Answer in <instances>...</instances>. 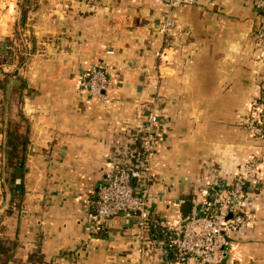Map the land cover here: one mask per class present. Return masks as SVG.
Here are the masks:
<instances>
[{"label":"crops","instance_id":"1","mask_svg":"<svg viewBox=\"0 0 264 264\" xmlns=\"http://www.w3.org/2000/svg\"><path fill=\"white\" fill-rule=\"evenodd\" d=\"M176 19L170 33L159 26ZM28 31L30 54L2 62L7 40ZM264 10L255 0H0V231L17 237L21 257L39 243L44 264H152L139 257L133 218L116 215L97 233L87 214L109 161L130 164L144 115H157L148 208L175 222L194 210L208 185L251 157L245 221L230 231L221 264H264V137L245 126L248 104L264 89L254 46ZM21 26V27H22ZM169 44L167 62L155 52ZM20 52V50L18 51ZM108 68L104 97L78 90L89 66ZM19 122L29 143L20 207L9 204L5 141ZM12 209L4 212L5 207ZM2 214V215H1ZM169 264H193L172 260Z\"/></svg>","mask_w":264,"mask_h":264},{"label":"built area","instance_id":"2","mask_svg":"<svg viewBox=\"0 0 264 264\" xmlns=\"http://www.w3.org/2000/svg\"><path fill=\"white\" fill-rule=\"evenodd\" d=\"M164 1L175 7L197 0ZM255 7L263 11L264 0H255ZM175 25L176 19L166 17L159 31L170 33ZM254 46L257 50L255 58L264 63V23L257 28ZM155 54L159 64L167 62L169 44ZM111 81L108 68L102 63H94L80 78L78 90L91 96L104 97ZM156 122L154 111L144 115L140 132L135 135L139 145L133 151V160L129 165L116 161L106 164L93 207L87 214L90 230L97 233L109 218L127 215L134 220L132 236L137 242L139 257L148 255V245L160 246L162 253L152 264H169L172 260L221 264L228 252L230 231L245 221L243 208L248 181L256 175L260 161L251 157L228 180L220 178L211 182L204 198L193 199L194 210L190 215L180 217L175 222L157 221L152 218L148 208V181L152 175ZM245 126L255 135L264 137V89L260 97L248 104Z\"/></svg>","mask_w":264,"mask_h":264},{"label":"trees","instance_id":"3","mask_svg":"<svg viewBox=\"0 0 264 264\" xmlns=\"http://www.w3.org/2000/svg\"><path fill=\"white\" fill-rule=\"evenodd\" d=\"M20 61L26 60L22 55H18ZM29 139L26 133L20 131L19 122H8L5 141L6 166L12 185L9 186L10 198L9 204L20 207L21 199L24 193V184L22 180L16 182V167L24 166V157L27 151ZM7 212L12 209L7 207ZM3 226L0 224V231ZM19 241L17 237L10 238L2 235L0 232V264H44V256L39 243L28 252L27 257L23 259L18 251ZM19 255V256H18Z\"/></svg>","mask_w":264,"mask_h":264},{"label":"rangeland","instance_id":"4","mask_svg":"<svg viewBox=\"0 0 264 264\" xmlns=\"http://www.w3.org/2000/svg\"><path fill=\"white\" fill-rule=\"evenodd\" d=\"M20 28L17 29V33L12 39H8V45L10 46V49L7 53H3L2 55V62H11L12 57L14 56V53H18L19 55H22L23 57H27L30 54V47H29V40L30 36L28 31L25 29V27L22 26V23L19 22ZM22 26V27H21ZM20 50V52H18ZM27 51L28 53H26ZM7 210V206L4 208V212ZM2 215V214H1ZM19 254L21 255L22 253L20 252V248L18 249ZM19 256V255H18Z\"/></svg>","mask_w":264,"mask_h":264},{"label":"water","instance_id":"5","mask_svg":"<svg viewBox=\"0 0 264 264\" xmlns=\"http://www.w3.org/2000/svg\"><path fill=\"white\" fill-rule=\"evenodd\" d=\"M20 173H21V168L20 167H17V176L18 177H20ZM205 264H212V263H205Z\"/></svg>","mask_w":264,"mask_h":264}]
</instances>
